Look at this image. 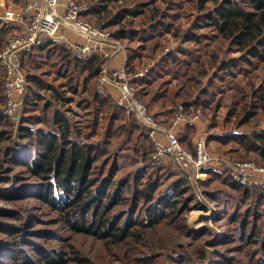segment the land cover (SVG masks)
<instances>
[{
    "label": "trees",
    "instance_id": "1",
    "mask_svg": "<svg viewBox=\"0 0 264 264\" xmlns=\"http://www.w3.org/2000/svg\"><path fill=\"white\" fill-rule=\"evenodd\" d=\"M162 1L133 0L129 3V0H123L125 8H118L113 13L106 5L94 9L99 20L106 19V27H117L116 39L130 44L126 46L127 73L136 74L148 68L145 75L136 80L139 98L150 109L158 107V112L154 113L157 120L164 114L173 118L179 105L187 111H202L205 116L212 111V129L217 126L213 121L217 111L226 108L227 122H233L237 130L224 127L229 131L214 134L209 142L219 143L224 150L221 155H234L263 166L264 79L256 84L254 79L258 74H251L250 68L264 64V0H185L194 3L197 11L202 13L187 30H182L175 22H167L172 14L162 11L159 5ZM142 16H146V20H142ZM136 20L140 24L136 22L135 25ZM201 28L209 33L197 32ZM170 33H173L172 37L180 38L181 45L161 57L164 48L160 40ZM7 35V29H0V49L6 43ZM205 37H208L207 44L203 43ZM212 40H215L214 44ZM184 44L189 46L185 48ZM47 57L56 62L47 61ZM26 61L34 69L47 63L59 65L56 74L66 81L56 88L36 74L29 71L26 74L27 80L38 90L25 97V113L29 116L18 134L21 144L26 147L24 150L12 147L13 123L0 109V200L6 203L20 201L27 205L0 212V264H105L81 253L74 244L59 246L64 239L47 228L48 225L64 224L74 235L89 237L108 246L134 245L136 248L139 242L148 241L147 230L172 225L179 232L178 215L186 211L192 201L186 196L188 178L184 174L164 187L161 181L176 174L163 162L151 160V146L149 153L141 152L143 164L137 171L118 178L120 167L117 162L124 146L114 149L112 138L120 131L127 135L128 141L133 138L134 131H139L142 139L148 137L135 119L127 117L116 105L113 95L101 94L93 85L101 73L103 61L82 60L52 42L32 50ZM149 63H153L150 68ZM212 70L215 74L210 77ZM241 74L252 82L248 85L250 88L247 86L253 93L249 100L247 94L239 98L238 89H235L239 83L235 84L234 92L233 88L224 90L221 86L225 76L236 79ZM2 78L0 68V105L5 104ZM216 87L220 91L219 97ZM41 90L52 91L51 100H45ZM68 93L80 95L82 104H78L89 109L86 113L90 120L85 127L71 124L64 112L56 109L52 112L51 130L37 126L35 132L31 131V126L44 122L36 112L49 111L54 101L71 102L72 98L65 96ZM39 98L42 104L38 102ZM216 98L219 100L214 107L211 103ZM101 120L107 122L105 138L91 142L90 138L102 129L99 126ZM120 120L123 124L115 126L114 123ZM243 127L247 130H238ZM195 135L196 127L187 126L178 133L181 145L192 150ZM107 154L112 158H106ZM11 167L26 173L30 181L25 185L10 184ZM207 172L210 176L218 175L213 169ZM225 184L238 194L235 195L238 201L227 205L228 213L224 206L218 219L229 214L226 220L235 225L236 231L235 236L228 232L213 242L226 249L216 251L215 264H231L242 249L250 261L264 264V192L257 190V194L256 190L227 176ZM248 201L250 205L246 207ZM31 204L38 209L37 213L31 212L28 206ZM202 209L206 210L204 206ZM201 233L193 235L192 242L201 239L198 238ZM237 241L239 244L232 246ZM179 244L175 243L174 247ZM230 249L235 250L227 252ZM149 253L143 255L131 250L123 264H160V255ZM206 258L202 256L204 262ZM196 262L191 254L175 259L173 264Z\"/></svg>",
    "mask_w": 264,
    "mask_h": 264
},
{
    "label": "rangeland",
    "instance_id": "2",
    "mask_svg": "<svg viewBox=\"0 0 264 264\" xmlns=\"http://www.w3.org/2000/svg\"><path fill=\"white\" fill-rule=\"evenodd\" d=\"M81 2H85L89 6L88 14L86 15V19L94 24H104L106 25V19L104 21H101L98 19V16L94 14L95 8H101L103 6H107L108 11L115 12L118 8H125V5L123 0H80ZM133 0H129V3ZM21 0H0V10L4 8H13L15 6L21 5ZM128 3V4H129ZM160 7L162 8V11L171 16V18L167 19V22H175L176 26H179L182 30H187L190 26L192 27L194 22L199 18V16H202V13H199L197 11V8L195 7V4L190 2L186 3L185 0H163L162 3L159 2ZM128 6L134 7L133 4H129ZM179 16V18H178ZM177 17V18H176ZM142 20H146V16L141 17ZM139 20V19H138ZM134 21V24H140L139 21ZM135 24V25H136ZM107 26V25H106ZM4 27L0 26V29ZM109 31H111L113 34L117 30V27H107ZM176 27H173V30H175ZM7 32H11V30L7 29ZM197 32L200 34H208L209 31L201 28ZM173 33H170L168 36L163 37V39L160 40L161 43H163V51L161 54V57H163L165 54L169 53L172 50H175L180 47L181 42L180 38L172 37ZM208 37H205L203 39V43L207 44ZM215 40H212L211 42L214 44ZM127 47L130 45L127 41L123 42ZM131 46L137 47V44H132ZM185 48L189 46V44L183 45ZM208 48V47H207ZM129 54V53H128ZM47 61L49 62H56L53 61V59H50L47 57ZM51 63H47L46 65H41L39 69H34L30 67L28 62L25 63V70L26 74H28V71L30 74H36L43 80L47 81L48 84H53L58 88L61 83H64L66 80L64 78H61L56 72L59 69V65L53 66ZM153 63H149V68L152 67ZM147 67H145L146 69ZM251 74L257 75L258 77L254 79L256 84H260L262 79H264V64H259L257 67H251ZM236 70V69H234ZM215 74V70H212V74L210 77H212ZM84 76H82L83 79ZM246 77L244 74L238 75L236 79H232L228 75L225 76V79L222 81L221 86L224 90H229L233 88L234 92V86L235 84L239 83L235 89H238L239 98L241 99L242 96L245 94L249 97H253V93L249 89L250 84L252 82L249 80L250 78H244ZM81 79V80H82ZM98 79H95L93 81V85L95 86L97 90V82ZM237 80V82H236ZM230 81V83H228ZM208 82V80H207ZM206 82V83H207ZM220 86V85H219ZM249 88H248V87ZM27 94L31 95L35 90H38L29 80H27ZM55 90V89H54ZM81 91V87L79 88ZM98 91V90H97ZM216 94L218 93L217 97H219L218 87L215 88ZM230 93V92H229ZM41 96L45 100H51V94L52 91L49 92L47 90H41L40 91ZM4 96V95H3ZM66 97H71L72 101L68 103H61V102H53V107L49 111H44L47 115H44L43 112L40 113V111L36 112L37 115H40L44 122L41 125H33L35 130H37L38 127H42L45 130H51L52 129V117H53V111L58 110L60 113L64 112V116L68 118V120L71 122V124L75 126H79L81 128L85 127V124L87 120H90V115L87 117L88 110L85 107L80 106L78 103H80V95H72L71 93H68V95L65 94ZM224 97L222 96V99ZM5 99V98H4ZM40 104H42V101L37 99ZM219 99L216 98L213 100L211 105L215 107L217 101ZM223 102V101H222ZM230 100L228 101V103ZM82 104V102H81ZM4 105H0V109L3 110ZM27 107V106H25ZM23 108L21 111V118L17 121L12 120L9 118L12 123V139H14V144H12V147H17V150H24L26 147L23 146L20 142V138L18 136L19 129L21 128L22 124L24 123V120L29 116L28 113H25L26 108ZM227 109L222 108L217 111L216 117H214V122H217V126L212 129V111H209V115L205 116L202 111L201 113V121L203 122V127L205 126L204 131L212 132L213 134L216 133H224L226 128L232 127L233 129L237 130V127L233 125V122H227ZM98 117H101V114L98 115ZM170 117V116H169ZM168 116L160 117L162 119H169ZM161 120V119H159ZM129 121V120H127ZM168 123V122H167ZM120 124H123L122 120H120L117 123H114L115 126H118ZM38 126V127H37ZM99 126L102 128L99 131L95 133L90 138L91 142H98L99 140L105 138V127L107 126V122L105 120L99 121ZM30 127V126H29ZM31 130V128H30ZM240 131L247 130V127H243L238 129ZM117 132V131H116ZM140 133L139 131H134L133 138L128 141L127 135H124L122 131L116 136L112 138V141L114 143L113 148L116 149L118 146H124V149L121 150V155L118 158V166L120 167V171L118 173V178H121L122 176H125L129 172H135L138 168L143 164L142 161H140L141 158V152H150L151 150V143L148 139H142L139 137ZM214 136V135H213ZM83 141H85V138H82ZM17 143H16V142ZM18 144V146H17ZM188 148V147H187ZM208 148L209 150L216 156H221L222 158L227 159H233V160H242L236 158L234 155L232 156H224L220 153H223L224 150L219 147V143L214 141H208ZM191 149L193 150V144ZM218 149L220 152H218ZM105 158V157H104ZM106 158H112L111 155L107 154ZM244 161V160H243ZM246 161V160H245ZM162 163V162H161ZM169 167V171L174 172L176 175L174 177H171V179H163L164 187H166L171 181L174 180L177 176L184 174L188 179L187 181V188L188 191L186 193V196L190 198L192 201L189 203L187 210L184 211L182 214L178 215L179 219L181 221V225H179V232L176 228H174L172 225H165L164 227L160 226L156 230H147L145 231V235L147 236L148 241L139 242L138 248L134 245H127V246H120V245H106L105 243H100L99 241L92 240L89 237H85L82 235H74L72 232L68 231L64 224H56V225H48L47 228L50 230L56 231V233L61 236L64 239V242H59V246H67V244H74L81 253L91 256L93 260L96 262L97 258L105 262V264H123V260H125L128 255L131 254V250H134V252H141L144 254H150L149 252L160 255L158 262L160 264L166 263V264H172L174 263L175 259H178L180 257L184 256H190L191 254L195 259L197 260V264H215V256L217 250H226L225 247H220V245H214L213 242L220 240L225 234L228 232H231L235 236V225H231L230 222L226 220V216H229V214H225L224 219H218V217L221 215V210L226 206V212L228 213L227 205L230 206L231 203L237 202L238 194H236L234 191H232L228 185L225 184L226 182V175L224 172L215 171L218 175H211L207 173V178L199 181L197 183H191L190 177L185 172L179 171L174 167L173 165L169 163H162ZM262 165V164H261ZM264 166V165H263ZM11 182L13 186H17L18 184H27L30 179H27L26 173L23 171H20L19 168L11 167ZM241 185V184H240ZM243 186V185H242ZM248 187V186H246ZM250 189L256 190L255 192L257 194L258 191L264 192V188H255V187H248ZM258 190V191H257ZM250 205V201L246 202V207ZM31 208V212L37 213L38 209H36L33 204L28 205ZM202 206L206 208V210L202 209ZM20 207H27V205L24 202H14V203H6L4 201L0 200V212H6V211H14L13 209L20 208ZM244 207L242 210L244 211L246 209ZM50 216V215H48ZM48 218V217H46ZM45 218V219H46ZM202 231L201 236L198 238V241L192 242L191 238L193 235H195L197 232ZM203 234V235H202ZM175 243H180L179 247H174ZM56 244V243H53ZM237 243H234L235 246ZM235 249H230L227 252H232ZM202 256H206L207 260H202ZM145 258V257H143ZM169 258H171L169 260ZM234 262H231V264H255V262L250 261L247 256H245V251L242 249L241 252H238L236 255V258L233 259Z\"/></svg>",
    "mask_w": 264,
    "mask_h": 264
},
{
    "label": "built area",
    "instance_id": "3",
    "mask_svg": "<svg viewBox=\"0 0 264 264\" xmlns=\"http://www.w3.org/2000/svg\"><path fill=\"white\" fill-rule=\"evenodd\" d=\"M19 6L0 10V26L11 30L0 49V68L3 72L2 91L5 98L4 114L14 121L21 118L27 94L25 63L27 54L52 42L82 60L103 61L97 82L99 93L108 95L110 88L117 94L116 105L135 119L147 134L152 146L151 160L169 163L185 172L193 184L207 178L209 169L224 172L232 181L243 186L264 188V166L252 161L233 160L214 155L208 148L214 134L203 131L196 137L193 150L184 148L179 130L194 127L201 119L200 111H187L179 105L168 124L157 120L154 113L138 96L137 79L148 68L136 74L126 71V45L114 37L104 24L86 19L89 6L80 0H21ZM122 55L121 65L111 69L110 63ZM112 95V94H110ZM31 131L35 132L34 128Z\"/></svg>",
    "mask_w": 264,
    "mask_h": 264
},
{
    "label": "crops",
    "instance_id": "4",
    "mask_svg": "<svg viewBox=\"0 0 264 264\" xmlns=\"http://www.w3.org/2000/svg\"><path fill=\"white\" fill-rule=\"evenodd\" d=\"M122 59H123V56L122 55H118L115 59H113L112 61H111V63H110V68L111 69H114V68H117V67H119L120 65H121V61H122ZM110 94H112L113 96H115L116 94H117V91L114 89V88H110V90L108 91ZM158 107L157 106H155V107H153L152 109H151V111L153 112V113H155V112H158ZM163 111V110H162ZM164 116H166L165 114H164ZM172 119V118H171ZM171 119L169 118V119H161L160 121H164V122H168V124L171 122ZM202 121H201V119L196 123V125L194 126V127H196V135L194 136V138H193V141H195V139H196V137L197 136H199L204 130H205V126L203 127V125H202ZM184 129L185 128H181L180 130H179V133L180 132H182V131H184Z\"/></svg>",
    "mask_w": 264,
    "mask_h": 264
}]
</instances>
